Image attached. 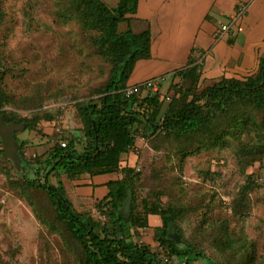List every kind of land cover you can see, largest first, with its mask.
Here are the masks:
<instances>
[{
	"label": "rangeland",
	"instance_id": "374dc122",
	"mask_svg": "<svg viewBox=\"0 0 264 264\" xmlns=\"http://www.w3.org/2000/svg\"><path fill=\"white\" fill-rule=\"evenodd\" d=\"M0 5L4 13L0 23L2 86L8 98L4 110L18 118L38 117L35 130L17 133L18 140L26 143V158L34 162L57 142L66 143L70 134L82 132L77 105L97 98L111 64L93 42L98 32L83 30L72 0H0ZM126 28L123 23L120 30ZM172 83L163 84V95ZM210 84H202L200 90ZM257 119L263 117L257 115ZM135 130L133 168L142 176L137 191L140 204L146 199L163 209L179 210L184 238L201 245L216 262L241 259L235 250H225L218 243V237L228 241V234L248 245L254 243L257 264H264V158L252 162V156L239 155L243 147L255 146L256 133L250 131L222 146L201 143L194 150H188L190 143L184 141L186 151H179L177 144L156 142L145 126ZM59 175V181L67 180ZM74 209L105 221L95 207ZM137 227L135 241L161 250L154 224ZM0 264H83L78 245L55 220L45 193L28 189L12 160L2 154Z\"/></svg>",
	"mask_w": 264,
	"mask_h": 264
},
{
	"label": "trees",
	"instance_id": "16d2710c",
	"mask_svg": "<svg viewBox=\"0 0 264 264\" xmlns=\"http://www.w3.org/2000/svg\"><path fill=\"white\" fill-rule=\"evenodd\" d=\"M138 2L119 0L117 6L111 8L102 0H72L83 30L98 32L93 35V42L111 64L110 75L97 98L77 105L84 126L82 132L70 134L66 143L57 142L44 158L34 162L26 158V143L18 140L17 133L35 130L39 119L18 118L15 113L4 110L8 98L2 86L0 49V120L6 126L13 123L22 128L14 134L20 158L19 168L12 161L14 169L28 189L45 193L55 220L78 245L83 264H196L202 259L205 264H257L254 243L248 245L243 239L228 234V241L222 242L218 237V243L225 250H235L241 259L237 263L216 262L207 257L201 245L184 238L178 225L182 216L179 210L163 209L146 199L140 204L137 191L142 181L141 172L122 167V157L135 148V128L145 126L157 137L156 142L177 144L179 151L185 150L184 141L190 143L187 149L194 150L207 142L222 146L232 138L254 131L257 135L255 146L243 147L239 155L244 159L252 156V162L262 160L264 56L259 60L258 70L245 79L222 78L202 90L200 66L191 61L189 67L177 74L180 82L172 83L166 95L161 93V86L156 93L128 99L124 90L129 86L137 62L151 58L150 31L135 33L130 25L129 16L136 14ZM3 19L0 5V23ZM123 23L128 24L125 31L120 30ZM257 115L263 117L262 121H258ZM46 120L52 121L53 117ZM0 144L3 155L1 136ZM116 172H121L123 178L110 182L107 197L95 206L105 221L77 212L67 197L64 181L58 179L59 173L75 180L86 174L97 176ZM129 192L132 203L126 213L124 206ZM139 208L143 210L141 214ZM151 215L161 219V225L156 228L159 251L134 239L137 225L148 227ZM170 233H178L181 243L171 240Z\"/></svg>",
	"mask_w": 264,
	"mask_h": 264
},
{
	"label": "crops",
	"instance_id": "0c3cea01",
	"mask_svg": "<svg viewBox=\"0 0 264 264\" xmlns=\"http://www.w3.org/2000/svg\"><path fill=\"white\" fill-rule=\"evenodd\" d=\"M103 1L111 8L119 2ZM242 9L234 34L216 38L219 25ZM129 18L135 33H151V58L137 62L129 85L157 77H164V84H176L177 74L191 61L200 66L201 85L222 78L245 79L258 70L264 56V0H139L136 14ZM134 162L133 152L123 155L122 167L133 168ZM122 178L121 172L86 174L63 183L68 199L79 210L95 207L107 197L108 184ZM152 224L159 227L160 217L149 216Z\"/></svg>",
	"mask_w": 264,
	"mask_h": 264
},
{
	"label": "built area",
	"instance_id": "2783aa9c",
	"mask_svg": "<svg viewBox=\"0 0 264 264\" xmlns=\"http://www.w3.org/2000/svg\"><path fill=\"white\" fill-rule=\"evenodd\" d=\"M244 12L245 10L242 9L239 11V13L233 16L230 21H228L227 23H221L216 30L215 37L218 39H221L225 35L234 34L237 23L239 22ZM164 82H165L164 77H157V78H153V79L147 80L142 83L129 85L124 90V95L126 98L130 99V98L142 95L144 94V92L156 93L159 91L160 87L164 84ZM63 146H65V144H63ZM138 212L139 214H141L143 212L142 208H139Z\"/></svg>",
	"mask_w": 264,
	"mask_h": 264
},
{
	"label": "water",
	"instance_id": "95a60500",
	"mask_svg": "<svg viewBox=\"0 0 264 264\" xmlns=\"http://www.w3.org/2000/svg\"><path fill=\"white\" fill-rule=\"evenodd\" d=\"M22 128L20 126H17L15 124L10 125H4L3 121L0 120V136L4 145V158L11 159L12 161L17 164L18 168L20 166V158L17 153V146L14 140V134L18 131H20ZM132 203V193H128L127 200L125 202L124 210L125 212H129L130 206ZM168 237L171 240L176 241L177 243H181V239L178 233H170Z\"/></svg>",
	"mask_w": 264,
	"mask_h": 264
}]
</instances>
